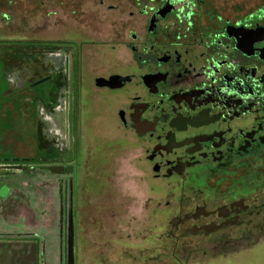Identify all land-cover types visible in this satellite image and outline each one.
Wrapping results in <instances>:
<instances>
[{"label": "flooded vegetation", "instance_id": "af4514ba", "mask_svg": "<svg viewBox=\"0 0 264 264\" xmlns=\"http://www.w3.org/2000/svg\"><path fill=\"white\" fill-rule=\"evenodd\" d=\"M258 1L133 0L104 73L95 76L85 73L84 49L73 40L28 58L33 75L26 79L11 81L0 67V122L20 112L26 140L16 153L0 138V264H37V251L45 264L46 240L57 232L60 238L67 222L72 180L76 225L82 105L108 106V120L134 139V171L149 187L151 222L163 203L168 237L176 245L199 241L187 259L264 241V0ZM160 192L171 199L157 200ZM176 245L172 255L187 250Z\"/></svg>", "mask_w": 264, "mask_h": 264}, {"label": "rangeland", "instance_id": "374dc122", "mask_svg": "<svg viewBox=\"0 0 264 264\" xmlns=\"http://www.w3.org/2000/svg\"><path fill=\"white\" fill-rule=\"evenodd\" d=\"M132 1L0 0V67L4 77L11 81L30 77L34 60L28 58L42 50L52 51L60 40L82 44L85 73H104V59L112 54V42L122 30L119 27L129 22L127 14ZM253 3L256 7L259 1ZM46 59L47 67L51 66L50 56ZM36 87L43 88L41 84ZM82 108L79 132L84 157L76 177V264H264L263 240L236 253L203 257L196 251L187 259L188 248L199 247V241L180 239L176 245L168 237L170 225L162 217L163 203L156 222H151L145 208L150 203L149 187L134 171L138 153L134 139L108 120V106ZM23 125L20 112L14 113L10 121L0 122V138L6 151L22 152L26 141ZM77 156L81 157L80 149ZM157 195L159 201L171 199L162 192ZM65 218L61 241L58 232L46 240L45 264H67ZM175 245L187 250L172 255Z\"/></svg>", "mask_w": 264, "mask_h": 264}, {"label": "water", "instance_id": "95a60500", "mask_svg": "<svg viewBox=\"0 0 264 264\" xmlns=\"http://www.w3.org/2000/svg\"><path fill=\"white\" fill-rule=\"evenodd\" d=\"M71 79V74H70ZM71 107L69 109V118H71ZM73 180L69 185V207L67 212V226H66V255L67 264H75L74 254H75V224H74V203H73ZM63 224V223H62ZM61 233L63 232V225H61Z\"/></svg>", "mask_w": 264, "mask_h": 264}]
</instances>
